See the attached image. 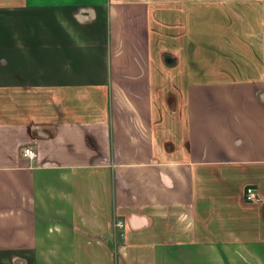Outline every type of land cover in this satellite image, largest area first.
Returning <instances> with one entry per match:
<instances>
[{"label":"crops","instance_id":"crops-1","mask_svg":"<svg viewBox=\"0 0 264 264\" xmlns=\"http://www.w3.org/2000/svg\"><path fill=\"white\" fill-rule=\"evenodd\" d=\"M0 264H264V0H0Z\"/></svg>","mask_w":264,"mask_h":264},{"label":"rangeland","instance_id":"rangeland-1","mask_svg":"<svg viewBox=\"0 0 264 264\" xmlns=\"http://www.w3.org/2000/svg\"><path fill=\"white\" fill-rule=\"evenodd\" d=\"M245 8L247 9V11L250 12V15H253V14L256 15L257 14V13H253L252 12V11H255L254 6H246ZM164 12L166 13L165 15H162L159 12L157 13V15L158 16H161V17L164 16L166 18V20H168V21L175 20L173 18L172 11H164ZM247 26H249L251 29H253L254 27H257V28L259 27L257 21H255V20H248L247 21ZM174 29H175V27L172 26V25H170V24H169V26H167V25L161 26V24H159L158 27L154 30L155 33L153 34L154 37H156L157 39H160V48H161V51L162 50H165V51H167V53L169 55H172V56H173V54L170 53V52H168V49L170 48L169 46H172L173 45ZM165 36H167L168 38H166ZM168 54H167V56H169ZM171 57L169 56V58H171ZM172 59L174 61L175 58H172ZM170 62H172V61H170ZM117 221L118 220H116L114 222V226H115V231H116V233L118 235V237H117V241H118L117 244H118V246H120L121 241H122L121 240L122 239L121 238V234H122L121 233V230H122V227L120 228L119 226L116 225Z\"/></svg>","mask_w":264,"mask_h":264},{"label":"built area","instance_id":"built-area-1","mask_svg":"<svg viewBox=\"0 0 264 264\" xmlns=\"http://www.w3.org/2000/svg\"><path fill=\"white\" fill-rule=\"evenodd\" d=\"M23 157H27V158H34L37 157V151L36 148L32 145V146H27L23 149L22 152ZM245 193H246V199L248 201L250 200H256L258 199V194L256 193V187L252 184H250L249 186L246 187L245 189ZM117 226L124 227V222L123 220H118L116 223Z\"/></svg>","mask_w":264,"mask_h":264}]
</instances>
